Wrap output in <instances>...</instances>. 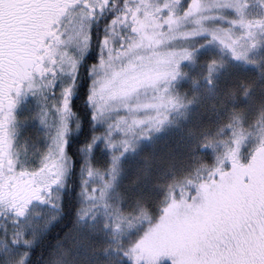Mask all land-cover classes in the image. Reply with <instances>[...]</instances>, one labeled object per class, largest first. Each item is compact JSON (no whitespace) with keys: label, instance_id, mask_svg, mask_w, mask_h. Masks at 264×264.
Listing matches in <instances>:
<instances>
[{"label":"trees","instance_id":"16d2710c","mask_svg":"<svg viewBox=\"0 0 264 264\" xmlns=\"http://www.w3.org/2000/svg\"><path fill=\"white\" fill-rule=\"evenodd\" d=\"M187 2L189 0H109V7L103 13L97 12V19L91 22L90 47L79 61L72 90L67 96L68 110L64 114L67 120L66 172L61 175L59 183L50 186V190H58V201L55 202L58 207H53V220L33 242L15 244L24 250L23 258L16 264H52L53 251L58 247L63 251L64 246L67 247L65 254L69 256L70 244L65 241V236L72 231L74 223L82 219L80 212L88 214L91 209L103 205V193L108 187L117 195L124 213L138 210L141 218L135 227L121 231L114 243V251L106 254V260L101 264H149L132 255L129 248L145 228L162 218L172 201H183V198L189 201L190 193L192 195L198 189L203 197H207L205 204H209L211 213L254 200L258 204L257 197L264 196V28L259 24L261 37L253 34L252 48L255 43L261 45L257 49L262 51V61L231 57V52L226 49L204 48L210 39L208 36H193L177 44L174 51L183 54V59L172 63L169 86L163 78L154 89L156 93L162 89L167 93L159 100L163 105L147 110L151 116L150 124L134 128L135 140L124 146L123 166L114 162L109 144L101 138L107 133L108 122L112 119L94 116L90 105V68L100 57L102 37L108 36L107 31L114 30L118 35L110 33L113 44L125 41L132 34L129 29L131 20L124 23L120 18L126 6L138 8L140 13H161L158 10L165 8L164 13L168 14L174 8V12L170 11L174 15L178 7ZM220 10L231 19L237 16L233 8ZM113 18L116 23L110 27ZM212 26L217 30L224 29L230 26V22L218 20ZM226 59L228 65L222 66ZM156 95L149 96V99L156 101ZM37 108L38 104L31 103L29 111L33 110V113L19 117L20 127L27 129L20 144L23 149L21 158H29V164L31 160L37 163L36 153L44 150L45 145L33 133L39 129L49 133L38 122ZM145 115L142 111V116ZM56 125L58 131L60 125ZM46 149L42 158L44 162L39 164L44 169L38 175L49 184L59 174L56 169L62 161L58 159L57 143L51 147L53 150ZM121 150L116 148L113 153ZM53 159H56V165H52ZM233 160L236 167H233ZM250 164H255L256 171L245 180ZM114 172L115 179L111 178ZM228 172L232 173V178L226 177ZM14 225L1 228L0 236L11 240ZM195 240L196 234L192 243ZM59 257L69 258L68 264H96L80 254L75 260ZM93 257L99 258L97 255ZM158 264H170V261L165 257Z\"/></svg>","mask_w":264,"mask_h":264},{"label":"rangeland","instance_id":"374dc122","mask_svg":"<svg viewBox=\"0 0 264 264\" xmlns=\"http://www.w3.org/2000/svg\"><path fill=\"white\" fill-rule=\"evenodd\" d=\"M227 7L233 8L237 16L231 19L223 15L220 9H227ZM153 11L155 10L153 9ZM170 11L174 12V8H171ZM139 20L138 27L142 35L138 36L131 31L132 34L125 41L119 40L112 44L110 33L113 36L118 34L114 30L107 31L108 36L106 37L109 44L107 46L102 45L103 49L98 61L90 68L92 82L90 105L95 118L112 119L108 122L107 133L102 134L101 138L106 144H109L108 147L115 158L114 162L118 165L120 163L122 166L126 155L124 153L126 147L124 148V146L135 140L134 128L144 123L150 124L148 121L151 120V116L147 110L157 109L163 105L159 100L162 95H167V93L163 89L160 93H156L154 89L158 83H162L163 78L168 84L173 75L172 63L183 59V54L174 51L182 39L193 36H208L210 39L204 48L209 46V50L226 49L231 52V57L234 56L235 58L242 56L251 57L250 59L257 61L263 59L262 51L257 49L261 45L256 46L255 43L254 48H252V39L253 34L261 37L257 24L264 28V0H189L185 5H180L177 13L171 15V18L165 13L147 11L141 13ZM218 20H226L230 22V26L217 30L212 24ZM129 29L131 30V25ZM134 41H139V43L134 48L130 47ZM218 54L219 57H223L221 53ZM82 56L79 52H75L77 65L74 70L68 63L64 64L63 70L57 68L54 84L49 85L48 79L37 81V84L44 83V92L37 91L41 106L37 108L36 114L39 113L37 118L38 122L41 123V128H47L49 133L46 135V141L44 137H39L42 134L41 131L33 133L35 137H39V140L43 141L42 144H45L44 150L36 153V164L31 160L30 164L24 165L25 161L20 160L22 167L33 170L41 168L39 164L44 162L42 158L45 154V148L53 150L51 147L57 140L56 124L66 125L67 121L64 114L67 113L69 99L67 98V107L65 108V91L69 90L70 93L72 90L71 84L79 69V61ZM185 56L189 59L188 55L185 54ZM224 61L221 63L222 66L223 64L228 65L229 60ZM212 68L211 65L210 69ZM60 84L61 89H59ZM163 88L167 90V87ZM53 91H60L64 100L60 98L59 102L52 97ZM155 94H157L155 96L156 101L149 99V96ZM43 95L45 99H43ZM27 100L25 95H21L15 108V119L12 125L15 131L19 128L16 120L19 118L21 110L26 107L22 106L21 103ZM142 111L146 114L145 117L142 116ZM20 129L23 130L21 134L11 137L14 148L12 153L14 156L18 154L19 158H21L23 149L17 141L19 135L26 132L24 128L20 127ZM252 135H254V130ZM119 147L122 150L119 153H113V150ZM57 155L59 157L58 150ZM38 158H41V161ZM62 164L64 167L62 176H64L66 159L62 161ZM231 174L230 172L226 173V177L232 178ZM28 176L26 175L24 179L28 180L30 187L31 180L30 176L27 178ZM115 176L114 172L111 178L115 179ZM43 183L48 184L46 181ZM57 192L56 189L54 192L48 190L43 195L45 197L47 195V201L55 203L58 201ZM201 194V189H198L192 193L189 201L184 198L183 201H172L165 209L162 218L143 230L140 237L129 248V252L137 258H143L149 262L148 252L150 248L146 245L148 238H152V246L161 240H174L181 246L191 245L195 235L192 225L207 219L211 214L209 204H205L207 197L205 198ZM102 204L99 209H91L92 211L88 214L80 212L82 219H78L74 223L72 231L65 236V241L70 244L69 256L65 254L67 252L66 246L63 247V251L58 247L57 250L53 251L55 255L52 264H68L66 261L69 258L65 259L59 256H66L75 260L76 255L79 254L85 259L90 258V261L101 264L102 260H106V257L114 251V243L120 237L121 231L135 227L134 224L141 218L138 210L131 212V214L124 213L117 201V195L113 193L110 187L103 193ZM54 212L55 208L51 209L48 203L33 202L29 206L26 218L20 224L13 226L11 240L0 236V264H16L17 260L22 259L24 250H21L20 245L15 244H24L26 241L33 242L53 220ZM140 253L143 254L138 255ZM92 255H97L99 258H94Z\"/></svg>","mask_w":264,"mask_h":264},{"label":"snow or ice","instance_id":"6c2138e0","mask_svg":"<svg viewBox=\"0 0 264 264\" xmlns=\"http://www.w3.org/2000/svg\"><path fill=\"white\" fill-rule=\"evenodd\" d=\"M107 7L109 0H0V213H10L13 224L26 218L33 201L58 207L41 193L58 183L64 171L63 164H59V174L46 185L38 175L44 166L26 169L19 155L13 156L14 109L21 95H36L37 81L49 77V85L54 84L57 68L63 70L65 63L75 69V52L82 56L90 47L91 22L97 19V12L103 13ZM158 11L164 13L167 9ZM140 15L138 8L127 6L120 13L124 23L131 17V31L138 36L142 35L138 27ZM171 15L169 11V18ZM115 23L113 18L110 27ZM101 43L107 46V37H102ZM138 43L134 41L130 47ZM69 94L66 90L65 108ZM65 132L66 125L61 124L56 140L61 161L66 159ZM52 165H56V159ZM255 171V164L248 165L244 179L248 180ZM26 175L30 176V187L21 184ZM248 187H252L251 182ZM257 199L258 204L255 200L239 203L214 211L207 219L193 224L196 240L191 245L161 240L152 246L153 240L148 238L149 264H158L165 257L170 264H264V196Z\"/></svg>","mask_w":264,"mask_h":264},{"label":"flooded vegetation","instance_id":"af4514ba","mask_svg":"<svg viewBox=\"0 0 264 264\" xmlns=\"http://www.w3.org/2000/svg\"><path fill=\"white\" fill-rule=\"evenodd\" d=\"M130 20H131V17L129 18ZM45 79H49V77H46ZM44 80V79H43ZM39 81H42V80H39ZM43 84L44 83H38L37 85V88L35 89V92H36V95H33L32 94V92H29V93H27L25 96H26V98L28 99V100H30V99H32V100H34V101H41L40 99H39V97H38V94H37V91L39 90L40 92L41 91H43L44 92V86H43ZM62 88V86H61V84H60V88L59 89H61ZM52 94H53V96L52 97H54V98H56L59 102H60V98H62V95H61V92L60 91H53L52 92ZM43 97V99H45V97H44V95L42 96ZM14 113H15V109H14ZM39 129V128H38ZM26 131H27V129H25ZM12 135H11V137L12 136H14V135H16V131L15 130H13V128H12ZM37 131H41L42 132V134H41V136H39V137H44L45 139H46V135H48V133L46 132V131H43V130H41V129H39V130H37ZM36 132V131H35ZM39 137H36V138H39ZM21 141H22V138H20L19 137V140L17 141L18 143H19V146H20V144H21ZM12 150H14V148L12 147V144H11V151ZM13 154V153H12ZM13 156H14V154H13ZM15 157V156H14ZM20 160L21 161H25V163H24V165L25 164H27V163H29V158H20ZM21 184L23 185V184H28V180H26V179H24L23 181H21ZM34 203H36L37 201H33ZM32 202V203H33ZM3 215H0V229L1 228H4V227H9V228H11L12 227V225H14L13 223H11L10 221H11V215H10V213H2Z\"/></svg>","mask_w":264,"mask_h":264}]
</instances>
